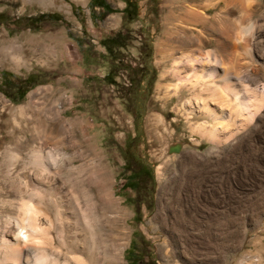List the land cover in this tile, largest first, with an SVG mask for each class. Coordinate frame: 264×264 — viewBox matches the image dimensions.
<instances>
[{"label":"rangeland","instance_id":"obj_1","mask_svg":"<svg viewBox=\"0 0 264 264\" xmlns=\"http://www.w3.org/2000/svg\"><path fill=\"white\" fill-rule=\"evenodd\" d=\"M89 1L0 0V40L23 57L17 63L0 54V116L11 119L9 110L26 105L36 88L64 93L62 115L87 125L83 138L123 212L120 264H264V204L251 198L264 153L243 154V168L239 162L240 147L262 140L264 122L214 144L190 135L179 102L164 90L182 65L172 59L213 54L226 68L247 70L264 95V0H235L241 8L132 0L134 16L120 12L122 0H107L114 10L107 14ZM192 9L199 18L187 24ZM244 25L250 29L241 35ZM114 36L107 51L100 42ZM14 120L15 133L23 132L24 118ZM171 142L180 150L171 152ZM138 169L134 189L122 187Z\"/></svg>","mask_w":264,"mask_h":264},{"label":"bare ground","instance_id":"obj_2","mask_svg":"<svg viewBox=\"0 0 264 264\" xmlns=\"http://www.w3.org/2000/svg\"><path fill=\"white\" fill-rule=\"evenodd\" d=\"M197 13L186 12L199 18ZM249 29L242 26L240 34ZM192 44L187 38L182 42L185 48ZM17 48L0 40L4 60L22 61ZM191 54L173 57V65H182L171 67L175 83L164 85L165 96L179 102L177 111L191 136L224 144L251 123L264 122V95L250 86L247 70L226 68L213 54ZM64 100L59 89L43 86L29 92L26 105L9 110L11 119L0 116V264H120L123 212L83 138L87 125L62 115ZM15 115L24 118L20 134ZM262 135L248 150L238 147L242 168L243 154L264 153ZM180 148L178 142L168 145L171 152ZM262 173H255L252 184L257 205L264 204Z\"/></svg>","mask_w":264,"mask_h":264},{"label":"trees","instance_id":"obj_3","mask_svg":"<svg viewBox=\"0 0 264 264\" xmlns=\"http://www.w3.org/2000/svg\"><path fill=\"white\" fill-rule=\"evenodd\" d=\"M122 1L124 3V6L120 10V12L125 16H134L136 14V5L132 2V0H122ZM88 6L92 8L97 7L101 9L103 13H106V14L114 11L110 8V4L106 0H90L88 2ZM44 17H45L44 14H40L36 17V19H38V21H41L44 19ZM116 42H117V38L114 36V37L107 38L101 41L100 43L107 51H111V46ZM8 76H11V74H8ZM21 96L22 95H18V98H21ZM140 170L141 169H138L136 172H130L126 176L122 184V187L134 189V187L129 185V182L135 181L137 179V177L139 176ZM129 263L134 264V262L131 261L130 259H129Z\"/></svg>","mask_w":264,"mask_h":264},{"label":"crops","instance_id":"obj_4","mask_svg":"<svg viewBox=\"0 0 264 264\" xmlns=\"http://www.w3.org/2000/svg\"><path fill=\"white\" fill-rule=\"evenodd\" d=\"M194 5L195 6H240L239 2H237L235 0H227V1H225V0H198L194 3ZM123 6H124V3L122 5V7ZM183 19H184L185 23H187V24L193 23V19L190 16H188V14H186L185 18H183Z\"/></svg>","mask_w":264,"mask_h":264}]
</instances>
